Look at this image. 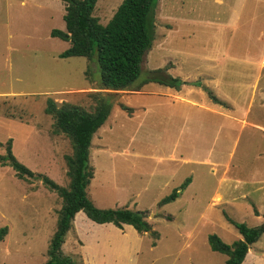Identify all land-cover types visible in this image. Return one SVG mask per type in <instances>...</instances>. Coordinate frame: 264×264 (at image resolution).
Masks as SVG:
<instances>
[{
    "label": "rangeland",
    "instance_id": "rangeland-1",
    "mask_svg": "<svg viewBox=\"0 0 264 264\" xmlns=\"http://www.w3.org/2000/svg\"><path fill=\"white\" fill-rule=\"evenodd\" d=\"M121 1L97 0L94 16L106 24ZM64 13L61 0H0V154L10 140L27 168L68 187L72 145L45 113L46 99L91 112L92 93L101 92L113 108L91 141L88 197L99 208L146 210L151 230L98 224L78 212L62 253L79 264H224L227 255L210 249L208 236L232 244L242 236L230 219L248 226L264 219V131L215 114L207 90L239 112L256 81L249 120L264 125V0H158L151 49L124 90L98 88L86 57H60L70 44L50 32L65 29ZM157 68L202 85L133 90ZM186 178L175 200L158 204ZM61 204L40 179L0 166V228L7 227L0 264H44ZM249 253L244 264H264V233Z\"/></svg>",
    "mask_w": 264,
    "mask_h": 264
},
{
    "label": "trees",
    "instance_id": "trees-1",
    "mask_svg": "<svg viewBox=\"0 0 264 264\" xmlns=\"http://www.w3.org/2000/svg\"><path fill=\"white\" fill-rule=\"evenodd\" d=\"M64 3L63 14L65 29L54 28L50 34L68 41L70 46L63 50L60 57L82 56L94 62L97 67L100 89L124 90L138 80L141 73L143 56L151 49L154 39V8L158 0H122L106 24H101L93 11L97 0H61ZM166 68V67H165ZM165 68L151 71L134 86L139 90L144 84L155 82L180 89L186 82L179 77L166 74ZM90 66H88L89 72ZM200 84V82H195ZM208 96L219 102L216 96L207 90ZM95 101L93 111L64 102L58 105L51 98L46 99L44 111L54 118L56 130L64 133L72 145V154L65 155L68 187H64L44 174H36L21 163L11 150L10 140L5 153L0 154V166H10L20 179L38 178L49 190L55 192L62 204L58 211L56 228L47 248L44 264H79L70 255L62 253L61 245L78 212H83L91 221L104 224L112 223L118 228L131 225L137 232H148L151 224L147 220V211L122 208H99L88 197L87 187L93 177V167L89 163L90 146L94 133L110 115L112 99L101 92L92 93ZM131 111V107L121 105ZM189 178L164 196L159 205L169 203L180 194L178 189L185 188ZM171 216L168 215L167 219ZM242 236L232 244L225 243L218 235L210 234V249L227 255L224 264H241L249 246L264 233V219L256 226L229 220ZM155 233V232H154ZM7 234V227L0 228V241Z\"/></svg>",
    "mask_w": 264,
    "mask_h": 264
},
{
    "label": "crops",
    "instance_id": "crops-1",
    "mask_svg": "<svg viewBox=\"0 0 264 264\" xmlns=\"http://www.w3.org/2000/svg\"><path fill=\"white\" fill-rule=\"evenodd\" d=\"M264 58V57H263ZM263 58H262V60H261V62H260V66L262 65H264V61H263ZM186 82V81H185ZM188 82V81H187ZM185 83V85L187 86V87H185L186 89H188V90H191L192 89V87L193 86H200V85H202V83H200V84H195V83H192V82H190V83ZM184 85V86H185ZM251 86H250V92H249V97H248V101H247V103H246V105H243L242 106V109H241V111H239V112H237L236 110H235V108L233 107V104L229 101V99L226 97V98H221V97H219V96H217L216 94H214L215 96H216V98L219 100V102H214L211 98H209V100H210V102L212 103V106H213V108H211V110L215 113V114H217V115H219V116H221V117H224L226 120H227V122H232V124L234 123V122H238V121H240L242 124H249V125H253V126H256V127H259L262 131H264V125L263 124H261L260 123V121H258V119H256L257 121H253V119H251V120H249V114H250V112H249V109H250V107H251V104H252V102L255 100V98H256V96H257V92H258V90H257V84H256V81H254L252 84H250ZM254 88H255V90H254ZM180 90V89H179ZM178 91V90H177ZM260 91H263V90H260ZM187 94V93H186ZM185 94V95H186ZM226 96H228L227 94H225ZM187 96H188V94H187ZM262 96H264V95H262ZM177 101H180V102H186V103H192V104H194L195 102L193 101V100H191V99H189V97H183V96H179L178 97V100ZM260 104H264L263 102H261ZM233 108V109H232ZM234 111V113L236 114V116L234 117L233 115H231V113L232 112H230V113H228V111ZM111 114V113H110ZM109 117H110V115L108 116V118L106 119V121L105 122H107V120L109 119ZM103 126V125H102ZM101 126V127H102ZM100 128V127H99ZM173 157L171 156V159H172ZM216 196H220V195H218V194H216L215 195V197ZM90 220V219H89ZM247 254L249 255L250 253H249V249H248V252H247ZM246 254V255H247ZM241 264H244V260H243V262L241 263Z\"/></svg>",
    "mask_w": 264,
    "mask_h": 264
},
{
    "label": "built area",
    "instance_id": "built-area-1",
    "mask_svg": "<svg viewBox=\"0 0 264 264\" xmlns=\"http://www.w3.org/2000/svg\"><path fill=\"white\" fill-rule=\"evenodd\" d=\"M263 61H264V59H263Z\"/></svg>",
    "mask_w": 264,
    "mask_h": 264
}]
</instances>
